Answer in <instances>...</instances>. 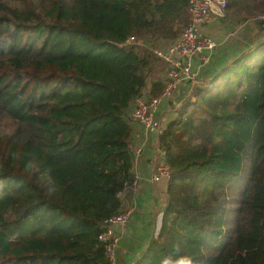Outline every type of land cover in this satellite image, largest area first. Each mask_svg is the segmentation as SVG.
<instances>
[{
    "label": "trees",
    "instance_id": "obj_1",
    "mask_svg": "<svg viewBox=\"0 0 264 264\" xmlns=\"http://www.w3.org/2000/svg\"><path fill=\"white\" fill-rule=\"evenodd\" d=\"M189 22V0H0V264L107 263L150 42ZM210 81L160 135L162 223L132 264H264V41Z\"/></svg>",
    "mask_w": 264,
    "mask_h": 264
},
{
    "label": "built area",
    "instance_id": "obj_2",
    "mask_svg": "<svg viewBox=\"0 0 264 264\" xmlns=\"http://www.w3.org/2000/svg\"><path fill=\"white\" fill-rule=\"evenodd\" d=\"M190 22L185 27L181 36L176 40L167 41L157 39L150 42L155 58L165 63V73L162 78L163 89L159 95H153L152 89H143L132 102L130 112L131 124L137 125L139 130L134 132L137 139L136 153L142 155L146 151V141L139 139L141 132L148 134L156 133L159 137L160 145L155 148L161 153L164 160L158 163L151 180L158 183L162 178L168 179L171 174V167L166 161V153L161 147L160 135L164 130L161 118V105L178 89L181 84H187L191 93L195 85L207 84V80L200 75V68L206 65L212 57L213 52L219 45V41L201 32L202 24L213 18H223L227 15L230 0H189ZM254 18L264 26V13H260ZM125 45L136 46L148 45L143 37L131 35L124 42ZM198 58V68L195 69L193 61ZM181 102L172 104V110ZM143 175L138 170L131 168L128 176L123 181V187L118 192L122 201L119 212L108 215L103 221L104 229L98 234V239L103 245L106 264H118V249L122 238L126 234L128 224L134 214L140 210L133 198L129 201L124 196L127 191L136 195ZM167 192H162L158 198L167 199Z\"/></svg>",
    "mask_w": 264,
    "mask_h": 264
},
{
    "label": "crops",
    "instance_id": "obj_3",
    "mask_svg": "<svg viewBox=\"0 0 264 264\" xmlns=\"http://www.w3.org/2000/svg\"><path fill=\"white\" fill-rule=\"evenodd\" d=\"M262 1L241 0L238 6L230 3L225 17L213 18L202 24L201 32L219 41L211 60L200 68L202 78L209 81L224 65L264 41V26L253 15L254 11L260 9ZM198 64L199 60L195 58L193 61L195 69L198 68ZM164 73L165 63L155 58L145 89L151 90L155 82H161ZM188 89L187 84H181L171 97L163 101L160 112L162 120L167 115L173 118L172 104L182 102L190 94ZM131 111L132 104L129 113ZM131 125L133 129L130 141L133 155L132 169L138 170L143 177L136 195L127 191L124 196L126 195L129 201L135 198L134 201L140 210L134 214L119 245L118 264H132L143 253L153 235L158 232L166 201L158 197L162 192H167L169 182V178H162L158 183L151 180L156 165L164 160L163 155L155 150L160 145L159 137L154 132L148 134L141 132L139 139L145 140L147 146L144 154L137 155L135 150L137 139L134 132L139 128L134 123Z\"/></svg>",
    "mask_w": 264,
    "mask_h": 264
},
{
    "label": "rangeland",
    "instance_id": "obj_4",
    "mask_svg": "<svg viewBox=\"0 0 264 264\" xmlns=\"http://www.w3.org/2000/svg\"><path fill=\"white\" fill-rule=\"evenodd\" d=\"M260 13H264V0L262 1V4L260 5V9L254 11L253 15L256 16V15H258V14H260ZM208 84L210 85V82H209V81L207 82V85H208ZM172 111H173V110H172ZM161 223H162V215H161V219H160L159 224L161 225ZM160 225H159V226H160Z\"/></svg>",
    "mask_w": 264,
    "mask_h": 264
},
{
    "label": "water",
    "instance_id": "obj_5",
    "mask_svg": "<svg viewBox=\"0 0 264 264\" xmlns=\"http://www.w3.org/2000/svg\"><path fill=\"white\" fill-rule=\"evenodd\" d=\"M212 83V81H210V84ZM172 119V117L170 116V115H167V116H164L163 117V126H164V128H165V126H166V123L168 122V121H170Z\"/></svg>",
    "mask_w": 264,
    "mask_h": 264
},
{
    "label": "clouds",
    "instance_id": "obj_6",
    "mask_svg": "<svg viewBox=\"0 0 264 264\" xmlns=\"http://www.w3.org/2000/svg\"><path fill=\"white\" fill-rule=\"evenodd\" d=\"M188 264H191V262L189 261Z\"/></svg>",
    "mask_w": 264,
    "mask_h": 264
}]
</instances>
